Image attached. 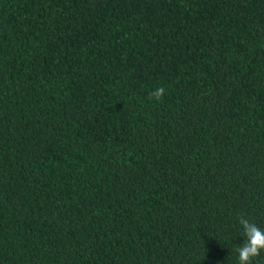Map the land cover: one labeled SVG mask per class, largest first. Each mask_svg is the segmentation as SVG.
Segmentation results:
<instances>
[{
    "label": "trees",
    "instance_id": "16d2710c",
    "mask_svg": "<svg viewBox=\"0 0 264 264\" xmlns=\"http://www.w3.org/2000/svg\"><path fill=\"white\" fill-rule=\"evenodd\" d=\"M240 215L264 0H0V264H239Z\"/></svg>",
    "mask_w": 264,
    "mask_h": 264
},
{
    "label": "clouds",
    "instance_id": "9594fccd",
    "mask_svg": "<svg viewBox=\"0 0 264 264\" xmlns=\"http://www.w3.org/2000/svg\"><path fill=\"white\" fill-rule=\"evenodd\" d=\"M166 94L164 87H157L149 93L148 99L160 103ZM239 224L242 226L244 243L235 247L238 253L239 264H254L264 253V229L251 222L244 215L238 217Z\"/></svg>",
    "mask_w": 264,
    "mask_h": 264
}]
</instances>
